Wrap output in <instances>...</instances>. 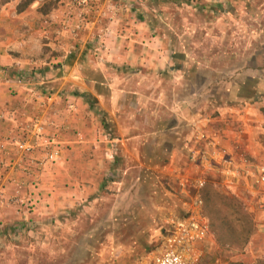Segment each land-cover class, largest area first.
<instances>
[{
    "label": "rangeland",
    "instance_id": "1",
    "mask_svg": "<svg viewBox=\"0 0 264 264\" xmlns=\"http://www.w3.org/2000/svg\"><path fill=\"white\" fill-rule=\"evenodd\" d=\"M57 1L46 0L42 6H51ZM69 1L76 9L75 0ZM100 3L105 4L108 11L101 16L106 23H111L113 13L118 15L120 11H123V15L137 14L151 20L149 31L162 39L161 43L167 45L171 54L177 55L172 58L171 65H184L183 70H175L169 77H162V73H150L145 78L143 76L146 80L171 81L173 86L165 81L153 88H143L142 93L148 96L142 103V113L134 114V108L131 105L127 107L129 109L125 118L130 131L158 130L161 135L157 140L164 144L166 138L168 139L166 130L175 121L180 124L179 128L186 127L180 129L184 136V145L191 144L194 139L192 127L198 123L201 126L199 129L209 128L213 131L217 129V117L224 113L223 110L235 107L238 108L237 111L244 113L246 104L240 102V98H244L246 94L249 100L251 97L254 99L250 106L256 105V117L260 119L255 123L264 129V74L257 67L264 56L256 57L261 54L264 45V0H98L97 5ZM92 12L86 15L89 21L95 15ZM40 22L46 26L47 23H56L49 17L47 23ZM72 25L71 22H60L55 27V30L62 31L58 38L63 44L60 50L47 46L50 50L45 54L51 57L60 56L61 60L57 62L48 58L55 68L52 65L45 66L40 59H35L28 69L20 72V78L34 83V90L40 91L43 96L54 95L66 100L67 96L76 92L75 87L65 84L59 89L58 86L50 87L44 83L52 78L51 75H46L45 67L55 70L58 68L57 63L60 65L74 59L75 37L80 30L71 32ZM54 36L58 35H52L51 38ZM121 40L123 37L115 34H106L103 40V50L106 51L104 63L112 66L109 77L119 86L127 82L123 79L138 76L141 73L139 69L142 68V65L132 59L131 64L123 63L124 66L114 63V59H122L121 53L119 56L117 52L118 48L122 49ZM98 43L99 37L91 41L88 48L94 50ZM134 44L145 47L144 53L149 50L146 44ZM125 50L127 47H123V51ZM87 58L84 57V60ZM135 64L138 66L133 71L131 67ZM120 70L125 73H119ZM229 96H237L239 102L229 100ZM179 98L187 100L181 102ZM173 112H178L177 117L181 121L171 116ZM104 116L106 118L107 115ZM99 127L104 133H110L106 139H112L117 134L115 129L108 127L107 122L103 126L99 123ZM209 132L205 133L208 139L217 145L215 134ZM102 143L99 142L100 145ZM102 147L100 146L101 149ZM98 148L93 147L88 157V162L93 161V158L97 159L98 167L89 164L85 166L82 162L83 168H78L81 172L78 181L89 184L93 191L70 210L50 217L35 214V209L46 206L47 202L39 201L33 210L23 203L25 212L28 215L32 213L31 217L28 216V221L20 223L14 234L0 228V264H127L136 259L138 253L148 244L149 237L147 241L143 237L146 225L152 220L156 223L170 210L166 205V200H170L169 194L163 190V186L167 187L166 180H161L162 185L157 181L164 174L160 172L155 177L156 171L163 169L133 167L128 160H124L119 145H116L109 164L105 157L93 155V151H98ZM59 153V157L53 161L45 158L44 162L52 166L51 164L59 163L60 159H69V155L65 156L60 150ZM102 153L105 155L107 151L103 150ZM159 154L165 156L164 152ZM181 157L180 154L178 159L183 158ZM60 171L64 175L65 168ZM66 180L69 183L65 182V186H73V179L68 176ZM33 182L37 181L30 182L29 190ZM37 185L40 187L39 182ZM216 188L213 182L207 181L203 191L205 197L216 191ZM166 189L168 192V188ZM209 201L216 221L211 222L210 236L203 244L201 257L196 264L263 263L264 259L242 258L247 248L252 246L250 243L254 242L251 234L253 221L243 200L233 197L204 199L205 204ZM206 213L210 214L209 209Z\"/></svg>",
    "mask_w": 264,
    "mask_h": 264
},
{
    "label": "crops",
    "instance_id": "2",
    "mask_svg": "<svg viewBox=\"0 0 264 264\" xmlns=\"http://www.w3.org/2000/svg\"><path fill=\"white\" fill-rule=\"evenodd\" d=\"M20 3V0H0V228H5L8 233L14 234L20 223L24 220L28 221L27 218L32 213L28 215L25 212L22 202L26 200L27 193L31 192L28 188L32 181H37L36 184L39 182L40 187L37 191L42 196L40 202H47L46 206L35 209V214H45V217H50L64 213L85 198L93 191V187L78 181L81 175L78 168H83L82 162L85 166L89 164L95 168L98 167L97 159L93 158V161L88 162L93 147H99L98 151H93V155L105 157L109 164L114 156L116 145H119L124 160H128L133 167L163 169L156 171L155 177L160 172L164 174L162 179H156L159 183H162L161 180H166L168 192L164 186L163 190L169 194L170 198L166 200V205L168 209H179L180 201L171 195L175 187V179L170 175L171 169L174 165L188 169L187 156L190 148H203L206 143V141L196 140L195 135L203 132L206 135L210 129H199L200 123L193 126L191 131L194 134L193 142L184 145V136L180 129H186V127L179 128L180 124L175 121L169 130H166L168 139L166 138L164 144L157 140L161 135L158 130L130 131L131 129L127 127L125 116L129 109H127L128 105L134 108V114L136 112L140 114L143 111L142 103L148 96L142 93L143 88H153L161 82L164 84L165 81L173 86L171 81L146 80L145 76L150 73L153 75L162 73V77H169L173 75V71H181L184 68V65H171L172 58L174 59L177 55L171 54L167 45L161 43L162 39L153 31H149L148 25L152 24V21L143 16L139 17L137 14L123 15V11H120L118 15L113 13L111 23H106L101 17L108 12L106 5L98 4L92 10L95 15L75 37L74 59L71 58L60 65L57 63L58 68L55 70L46 67L44 69L47 71V76H52L44 82L48 86H58L61 89L65 84L75 87L76 92L67 96L66 100H62L57 96L47 97L40 94V91H35L34 83L22 80L20 72L28 69L35 59H40L41 64L45 66L52 65L55 68L51 62L61 60L60 56L51 57L45 53L51 48L53 50L62 48L63 44L58 39L62 31L55 30V27L60 22L76 21V9L69 0H58L47 7L33 1L18 10ZM68 15L72 17L70 21ZM48 17L56 23L49 25L50 23L46 22ZM56 34L58 36L52 39L51 36ZM106 34L123 37L122 49H117L122 59L119 60L120 57L114 59V63L124 66L123 63L131 64L132 59L142 65L138 76L128 80L123 79L127 82L121 83L120 86L113 83V79L109 77L112 66H108V63H104L103 60L106 52L103 50L105 47L103 40ZM97 37H99V43L96 48L94 47L95 51L89 49V44ZM56 39H58L57 42H55ZM134 42L148 45L149 50L144 53L145 47L135 45ZM47 46H50V49ZM123 47H127V50L123 51ZM260 53L256 57L264 56V45ZM84 57H88L87 60H84ZM48 58H52V61ZM137 66L135 64L131 69L136 71ZM257 67L264 74V59ZM119 73L124 74L125 71L120 70ZM118 78L119 76L117 81ZM115 88H118L117 91H114ZM247 96L246 94L244 98H240L242 99L240 102L243 101L246 104L244 113L237 111L238 108L235 107L223 110L224 113L217 117V129L209 133L215 134L218 149H223L225 154L235 160L238 154L242 153L249 162L264 164V129L255 123L260 118L256 117V105L250 106V102L254 99L251 97L252 99L249 100ZM179 100L184 102L187 98H179ZM229 100L239 102L237 96H229ZM172 109L177 110L174 107ZM104 114L107 115L106 118ZM177 114L178 112H173L171 116L181 121ZM195 117L198 119V116ZM106 122L108 127L116 130L118 135L114 134L117 138L106 139L110 133H104L99 127V123L103 126ZM39 128L42 133L36 134ZM45 138H51L53 144L46 146ZM144 140L148 143L146 144ZM23 142L32 147L29 152L22 151L18 147V144ZM99 142L104 144L100 145ZM100 146H103L102 149ZM49 147L59 149L65 156L69 155V159H60L59 163L56 162L58 164L49 166L50 163L44 162ZM103 150L107 151V156L103 155ZM161 152H164L165 156L162 157L159 154ZM179 153L183 157L180 160ZM237 166V173L248 168V166ZM61 168H65L64 175L60 171ZM232 168H235V165H232ZM85 174H88L87 171ZM235 174L232 169L223 173L217 168L206 174V182H213L217 188L207 197L203 193L204 188L201 189L203 214L209 225L216 221L210 208V201L205 204L204 199L233 197L239 201L243 200L253 221L251 234H253L254 242L250 243L252 246L248 245L242 258L264 259V186L254 181L243 180L239 176L235 177ZM68 176L69 179L74 180L71 182L73 186H65V182L69 183V180L65 181ZM208 209L210 214L206 213ZM154 222L155 220H152L146 225L143 237L144 241H147L149 237L148 244L138 253L136 259L155 242L159 223L158 220ZM205 242L206 239L199 243L201 250Z\"/></svg>",
    "mask_w": 264,
    "mask_h": 264
},
{
    "label": "built area",
    "instance_id": "3",
    "mask_svg": "<svg viewBox=\"0 0 264 264\" xmlns=\"http://www.w3.org/2000/svg\"><path fill=\"white\" fill-rule=\"evenodd\" d=\"M35 1L39 4L46 2V0ZM97 2L98 0H75L77 13L76 21H72L73 25L70 26L71 32L79 31L89 23L86 15L97 6ZM68 19L70 21L72 17L69 16ZM39 133H42L40 128L36 134ZM195 138L206 141L203 148H190L187 156L188 169L174 165L170 173L175 179V187L171 195L178 198L180 208L170 209L160 217L159 231L154 244L137 259L127 264H196L199 261L202 254L199 243L207 239L211 233L210 225L203 214L201 189L206 184V174L212 169L217 168L223 173L232 169L236 173L235 177L239 176L243 180L254 181L264 186V164L251 163L242 153H239L235 160L225 154L223 149H218L216 143L209 140L203 133H197ZM51 140V138L44 139L46 146L53 144ZM18 147L25 152L32 149L25 142L19 143ZM48 151L46 158L49 160L53 161L59 157V149L51 147ZM232 165H235V168H232ZM237 165L248 166V168L237 173ZM37 189L38 185L35 182L26 200L22 202L31 210L40 201Z\"/></svg>",
    "mask_w": 264,
    "mask_h": 264
},
{
    "label": "trees",
    "instance_id": "4",
    "mask_svg": "<svg viewBox=\"0 0 264 264\" xmlns=\"http://www.w3.org/2000/svg\"><path fill=\"white\" fill-rule=\"evenodd\" d=\"M33 0H24V1H21V3L19 4V6H18V10H21V9H23L25 6H27L29 3H31ZM47 6H49V5H47ZM47 6H45V7H47ZM217 227H218V223H217ZM218 228H220V227H218ZM260 264H264V262L263 263H260Z\"/></svg>",
    "mask_w": 264,
    "mask_h": 264
}]
</instances>
